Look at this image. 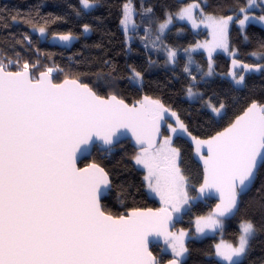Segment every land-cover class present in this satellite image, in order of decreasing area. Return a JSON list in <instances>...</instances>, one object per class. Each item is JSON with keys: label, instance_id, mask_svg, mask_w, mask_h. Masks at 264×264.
<instances>
[{"label": "snow or ice", "instance_id": "6c2138e0", "mask_svg": "<svg viewBox=\"0 0 264 264\" xmlns=\"http://www.w3.org/2000/svg\"><path fill=\"white\" fill-rule=\"evenodd\" d=\"M260 2L264 5V0ZM94 3L81 0L85 9ZM205 4L206 0H191L175 15L191 21L193 27L205 24L211 28L212 41L197 45L208 50L211 61L214 50L229 51V24L234 18L208 14ZM256 5L257 0H246V6L239 8L241 28L251 19L264 22V15L248 14ZM123 7L121 23L127 31L130 0ZM11 20L28 24L41 36L46 33V25H37L32 17L20 21L12 16ZM172 20L169 13L158 24V33ZM84 30H89L87 25ZM58 39L68 42L73 36L59 35ZM175 58L176 51L169 50V62L175 63ZM232 63L244 71H264V64H243L236 59ZM34 68L37 65L9 57L6 50L0 54V264H164L149 249L152 240L161 238L172 255L166 264H185L190 253L185 243L188 232L171 230L198 198L191 195L193 186L181 167V150L173 144L174 136H191L184 121L159 99L145 96L129 105L116 94H98L79 77L56 82L53 72L63 69L48 67L34 76ZM184 71L190 70L186 67ZM133 74L142 80L140 72L133 69ZM211 74L210 63L207 75ZM230 75L237 85L244 84L243 74ZM187 94L189 98L197 95L192 86ZM209 106L216 114L225 107L210 101ZM170 118L175 126L168 122ZM162 128L169 134L164 135ZM127 132L139 146L132 159L145 170L147 189L164 206L113 215L102 201L118 187L115 195L123 202V185H114L100 164L78 167L77 160L97 146L111 154ZM191 138L204 165L198 193L209 195L214 190L220 199L211 213L196 217V232L203 235L206 230L224 228L223 218L238 212L242 195L252 190L264 172V104L253 102L243 115L207 140ZM261 231L252 220L243 219L236 243L221 241L212 255L223 264H244Z\"/></svg>", "mask_w": 264, "mask_h": 264}, {"label": "trees", "instance_id": "16d2710c", "mask_svg": "<svg viewBox=\"0 0 264 264\" xmlns=\"http://www.w3.org/2000/svg\"><path fill=\"white\" fill-rule=\"evenodd\" d=\"M190 2L130 0L131 13L128 30L125 31L121 21L124 18L123 6L129 0H95L94 6L86 11L81 0H0V54L6 50L13 59L37 65L32 69L34 76L48 67L63 69L62 72H53L56 82L65 77H79L98 94H116L130 105L143 96L159 99L177 113L194 137L209 139L227 128L253 102L264 104V71H244L241 68L236 74H243L245 82L243 87L237 88L228 78L233 61L228 56L216 53L211 63L212 74L207 75L210 64L207 55L188 53L196 43L207 38L206 32L175 22L162 34L158 33V24L164 22L169 13L175 15ZM242 6H246V0H206L205 12L233 16L236 20L241 18L239 8ZM148 8L152 9L151 13L146 11ZM258 11L257 14L264 15V8ZM12 16L20 21L32 17L37 25H46L49 37L71 33L76 41L69 47L70 41L63 44L65 47L51 45L41 40L44 36H40L38 30L22 22H13ZM85 25L91 29L87 36H83ZM228 33L230 49L235 54L233 59L249 65L264 64V57H257L264 52L261 47L264 45V30L261 27L248 24L242 32L234 23ZM169 50L176 51L175 63L169 62ZM186 67L189 72L184 71ZM133 69L142 74V80L134 77ZM191 76L196 80L193 81ZM190 86L199 95L195 103L184 99ZM209 101L217 107L221 103L225 105L219 118L207 109ZM166 134H169L167 130ZM173 144L181 150V167L189 178L190 186H193L191 195L196 196V189L203 179L202 169L194 161L189 144L178 135L173 138ZM138 151L131 142L113 148L111 154L95 148L92 158L81 164L82 167L96 162L110 173L114 185H123V202L115 195L119 190L117 187L114 194L102 203L113 215H126L132 208L160 207L148 195L143 181L144 172L134 165L132 157ZM215 204L213 200L191 204L177 228L191 230L196 217L211 213ZM240 204L235 219L227 222L226 227L214 236L203 241L185 242L190 249L185 264H223L212 255L214 246L221 241L236 243L239 223L243 219L252 220L262 230L253 241L252 251L244 264H264V172L249 194L241 198ZM158 250L152 248L155 256L166 263L169 257L161 256Z\"/></svg>", "mask_w": 264, "mask_h": 264}, {"label": "rangeland", "instance_id": "374dc122", "mask_svg": "<svg viewBox=\"0 0 264 264\" xmlns=\"http://www.w3.org/2000/svg\"><path fill=\"white\" fill-rule=\"evenodd\" d=\"M82 7H83V5H82ZM92 8V7H91ZM91 8H87V9H85V11L86 10H89V9H91ZM264 8V5H262L261 4V2H260V0H257V5L256 6H253V8H251L250 10H249V15L250 16H254V17H258V16H261L260 14H257L256 13V11H258L259 9H263ZM259 12V11H258ZM241 18H242V15H241ZM238 19L239 18H237L236 20L235 19H233V21L232 22H230V24H229V29H230V27L235 23L240 29H241V31L242 32H244V30H245V28L247 27V25L248 24H253V25H256V26H259V27H261L263 30H264V22H261V21H259V20H257V19H251V20H249V21H247L246 22V24H245V26L243 27V28H241V26L238 24ZM236 21V22H235ZM175 22H178V23H185V24H188L190 27H192V29H196V30H201V31H203L204 33L206 32L208 35H207V38L205 39V40H203V41H199L198 43H196L195 44V46L194 47H192L190 50H189V52L188 53H190L191 55H195V53H203V54H205V55H207V57H208V59H209V56H208V50L206 49V48H203V47H197V45L198 44H203L205 41H208V42H211L212 41V39H213V37H212V30H211V28H208V27H206L205 26V24H199V20H197V23L199 24V27H193L192 26V23H191V21H188V20H181V19H179L176 15H173V20H172V23L171 24H169V26H168V28L169 27H171L172 26V24L173 23H175ZM34 32V31H33ZM229 32V31H228ZM34 33H37V31L36 32H34ZM91 33V29L89 28V30L88 31H85L84 30V33H83V36H87V35H89ZM38 34L40 35V33L38 32ZM41 36V35H40ZM44 37L41 39L42 41H47V42H49L51 45H55V44H58V45H62V47L64 46L65 47V45H63V44H66L65 43V41H61V43H58L57 42V40L56 39H58L57 37L58 36H55V37H49L48 35H47V32H46V35H43ZM161 36V35H160ZM59 41V42H60ZM76 41V38L75 37H73V39L69 42V44H67V46L69 47V45H71L72 43H74ZM68 43V42H67ZM228 44H229V33H228ZM216 53H220V54H223V55H225V56H228L229 57V59H231V60H233V58H234V56H235V54L234 55H230L229 53H233L232 51H231V49H230V44H229V51L228 52H225V51H223V50H221V49H216V50H214L213 51V53H212V56H211V61L209 60V62L210 63H213V58H214V56H216ZM186 56H187V54H186ZM258 58H263L264 56H261V54H259V56H257ZM232 65V68H231V71H230V73H237V71H239L240 69H241V66L239 65V64H237V65H233V63L231 64ZM188 67H192V64H188ZM230 73H229V76L232 78H230V77H228L231 81H232V83H233V85L234 86H236L237 88H239V87H243V84L242 85H237L236 83H235V81H234V79H233V77H232V75H230ZM199 97V95H196V96H193V97H191V98H189L188 97V94L186 93V95H185V97H184V99H187L189 102H191V103H195L196 101H197V98ZM207 109H209V111L215 116V117H217L218 116V118H219V116L222 114V112H223V109L221 110V112H220V114H216L215 112H213L212 111V108L209 106ZM166 135H168V134H166ZM134 165L135 166H137L136 164H135V162H134ZM139 169H141L143 172H144V174H145V170L142 168V167H140V166H137ZM147 192H148V195H149V197H151L153 200H155L157 203H158V205H160V207H163L164 205L162 204V202H161V200L159 199V197L158 196H156V195H154V194H152V193H150L149 192V190L147 189ZM190 208V206L187 208V210L185 211V213L188 211V209ZM202 216H205V215H202ZM207 216V215H206ZM195 221H196V219L193 221V225H192V229L191 230H186V229H184V228H181V229H184L185 231H187L188 232V237H186V240H185V242L186 241H188V240H191V241H203L206 237H211V236H214L219 230H221V229H217L216 231H211V230H206V232H205V234H203V235H200V234H198L197 232H196V224H195ZM226 223L227 222H225L224 221V227H226ZM180 229V228H179ZM224 229V228H223ZM226 242V241H225ZM226 243H230V242H226ZM234 244V243H233ZM164 250H166L169 254H171V252H170V250H168L167 249V246L165 245L164 246ZM172 256V255H171ZM214 258H216V259H219V258H217V257H214ZM220 261V260H219ZM221 263H223L222 261H220Z\"/></svg>", "mask_w": 264, "mask_h": 264}, {"label": "water", "instance_id": "95a60500", "mask_svg": "<svg viewBox=\"0 0 264 264\" xmlns=\"http://www.w3.org/2000/svg\"><path fill=\"white\" fill-rule=\"evenodd\" d=\"M132 38L130 37V40H131ZM53 79L55 80V77L53 76ZM143 97H145V96H143ZM143 99V98H142ZM141 99V100H142ZM125 103H127V102H125ZM137 103V102H136ZM136 103H134V104H136ZM128 104V103H127ZM130 105V104H129ZM241 115H243V113L241 114ZM240 115V116H241ZM235 121V120H234ZM233 121V122H234ZM168 122L169 123H173V125L175 126V121H174V118H170V119H168ZM232 122V123H233ZM162 131H163V133L165 134V132H166V129H164V128H162ZM189 132V131H188ZM184 142H186L187 144H189L190 145V147L192 148V153H193V157H194V161L201 167V169H202V174H203V177H204V165H203V161L200 159V156L196 153V150H195V148H196V146H195V142L192 140V138L191 137H194L192 134H191V136H188V135H178ZM175 137H177V136H175ZM199 140H207V139H200L199 138ZM124 142H131V144H133L134 145V147L137 149V150H139V146L136 144V142H135V139H134V137L132 136V134H131V132H127L126 134H124V135H122V136H120V139H119V141L116 143V145H115V147L114 148H116V147H118V146H120L121 144H123ZM96 148H98L100 151H102L103 152V150H101L100 148H99V146H97ZM95 149V148H94ZM94 149L92 150V152H91V154L90 155H88V156H86V157H80L78 160H77V166L78 167H81V164L83 163V162H85V161H88V160H90L92 157V153H93V151H94ZM202 152H203V154H207V152H206V147L204 148V149H202ZM87 166V165H86ZM86 166H82V167H86ZM203 183V179H202V182H201V184ZM255 184H256V182H255ZM254 188V187H253ZM252 188V189H253ZM198 189L199 188H197L196 189V193H195V195L196 196H198V198L196 199V200H194V201H192L191 202V204L192 205H197V204H202V203H205L206 201H214L216 204L215 205H217L219 202H220V199H219V194L218 193H216L214 190L211 192V194H209V195H199V193H198ZM249 192L250 191H248L245 195H247V194H249ZM245 195H242V197L241 198H243ZM105 200H103L102 201V203L104 202ZM241 201V200H240ZM240 206H241V204H239V209H240ZM216 207V206H215ZM215 207L213 208V210L215 209ZM159 208H161V207H159ZM239 209H238V211H239ZM238 212H236L235 214H233L232 216H228V217H225V218H223L224 219V221L225 222H229V221H232V220H234L235 219V217L237 216L236 214H237ZM128 214V213H127ZM181 220V219H180ZM180 220H178V221H176L175 222V226L171 229L172 231H175V230H177L178 228H177V226L179 225V223H180ZM151 239V238H150ZM165 245H164V243H163V240H162V238L161 239H157V240H152L151 241V243L149 244V249H150V251L153 253V251H152V248H161V247H164ZM153 255L155 256V254L153 253ZM164 264H166V263H164Z\"/></svg>", "mask_w": 264, "mask_h": 264}, {"label": "flooded vegetation", "instance_id": "af4514ba", "mask_svg": "<svg viewBox=\"0 0 264 264\" xmlns=\"http://www.w3.org/2000/svg\"><path fill=\"white\" fill-rule=\"evenodd\" d=\"M162 249H163V251H162ZM158 251L161 252V256L166 255L169 257V259L172 258L171 254H169L166 250H164V247H161V249H159Z\"/></svg>", "mask_w": 264, "mask_h": 264}]
</instances>
